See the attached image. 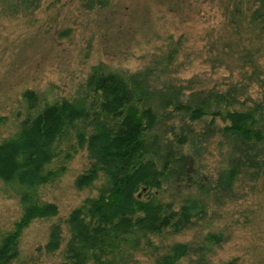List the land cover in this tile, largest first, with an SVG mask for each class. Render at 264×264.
<instances>
[{"label": "trees", "instance_id": "16d2710c", "mask_svg": "<svg viewBox=\"0 0 264 264\" xmlns=\"http://www.w3.org/2000/svg\"><path fill=\"white\" fill-rule=\"evenodd\" d=\"M5 1L17 6L38 0L0 4ZM219 2L224 16L209 33L215 36L209 50L217 64H233L229 70L250 68L239 72L240 80L226 77L223 84L195 90L170 82L152 85L153 68L127 73L99 62L71 99L39 106L34 89L23 91L26 112L16 130L0 141V181L21 208L19 219L0 240V264L17 259L19 236L31 220L57 214L54 202L39 201V188L57 174L46 166L58 154L59 137L72 128L89 159L75 178L76 187L101 182L95 195L68 213L63 246L61 225L54 222L40 251L59 249L60 264H125L133 251L159 247L163 250L151 264H180L192 250L197 261L209 264L207 254L223 240L222 231L207 229L196 243L163 241L204 220L212 188L219 199L222 191L233 193L244 169L254 168L250 176H257L264 168V0ZM253 82L263 89L257 98L248 97ZM168 118L174 120L167 123ZM209 136H217L221 147L226 141V165L214 179L203 175L197 161ZM221 264L237 263L232 258Z\"/></svg>", "mask_w": 264, "mask_h": 264}, {"label": "rangeland", "instance_id": "374dc122", "mask_svg": "<svg viewBox=\"0 0 264 264\" xmlns=\"http://www.w3.org/2000/svg\"><path fill=\"white\" fill-rule=\"evenodd\" d=\"M172 1L174 4L176 0H107L104 5H91L89 0L0 4V141L16 130L26 112L24 90L32 88L38 93L39 106L62 97L71 99L92 65L99 62L127 73L153 68L149 78L152 85L170 82L195 90L218 85L227 81L226 77L228 81L240 80L239 72L250 68L238 71L236 66L229 70L233 64H217L214 52L209 50L215 37L209 33L217 29L224 16L222 2L184 0L173 6ZM161 55L167 58L158 63ZM249 91L248 97L257 98L263 89L253 82ZM173 120L168 118L167 123ZM219 141L217 136H209L198 149L197 161L206 178L214 179L226 165V141H222V147ZM57 150V156L46 169L58 172L40 185L38 195L41 203L54 202L58 212L36 217L23 228L18 257L10 264H60L59 249L47 254L38 247L48 240L54 222L62 228V247L68 236L65 223L68 213L85 197L97 193L101 179L87 187L75 185L76 176L89 162L87 149L79 144L75 129L63 132ZM253 169H244L239 174L233 183V193L222 191L218 199L212 188L204 220L168 236L163 243L174 240L196 243L207 229L222 231L223 240L207 254L209 264H221L232 258L237 264H264V168L257 171V176H250ZM168 191L164 194L166 199ZM20 215L17 197L0 181V240ZM153 240L159 243V238ZM162 250L157 247L133 251L132 260L125 264H151ZM192 252L180 264H202L195 258L197 253Z\"/></svg>", "mask_w": 264, "mask_h": 264}]
</instances>
